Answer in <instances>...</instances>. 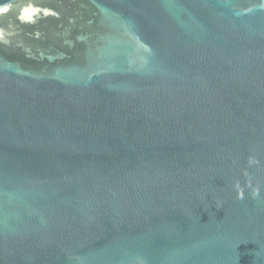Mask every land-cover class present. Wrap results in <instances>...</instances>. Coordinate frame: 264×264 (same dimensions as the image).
I'll return each mask as SVG.
<instances>
[{
	"label": "water",
	"instance_id": "95a60500",
	"mask_svg": "<svg viewBox=\"0 0 264 264\" xmlns=\"http://www.w3.org/2000/svg\"><path fill=\"white\" fill-rule=\"evenodd\" d=\"M0 264H264V0H0Z\"/></svg>",
	"mask_w": 264,
	"mask_h": 264
}]
</instances>
